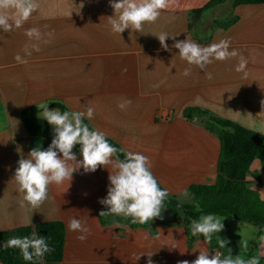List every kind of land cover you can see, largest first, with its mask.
Listing matches in <instances>:
<instances>
[{
    "label": "crops",
    "instance_id": "crops-1",
    "mask_svg": "<svg viewBox=\"0 0 264 264\" xmlns=\"http://www.w3.org/2000/svg\"><path fill=\"white\" fill-rule=\"evenodd\" d=\"M208 1L169 0L158 19L145 23L141 32L125 29L119 34L108 24V16L114 14L109 0H36L37 9L21 27L0 31V230L63 221L61 264H147V252L153 253V264H179L196 259L200 249L209 251V256L213 253L215 248L202 234L189 244L181 218L165 224L156 217L147 227H132L115 215H104L103 221L100 212L106 206L99 200L106 196L109 183L104 166L87 173L81 168L62 184L50 185L48 199L38 209L23 202L13 178L17 161L31 150L22 110L58 102L65 110L93 107L94 118L86 121L124 149L147 156L169 195L191 201L190 195H179L183 189L213 183L220 140L201 118L187 119L183 111L201 106L264 133L260 113L264 110V2L233 7L232 0H226L205 11L190 28L191 10ZM226 3L237 20L227 28L212 29L213 20L223 18ZM32 27L41 31L42 40L30 41L25 35ZM161 32L174 36L166 39L170 50L161 47L155 35ZM185 38L201 46L229 40V50L236 49L248 59L247 75L235 71L239 57L214 60L204 70L188 65L172 46L174 40ZM33 44L39 51L33 50ZM26 47L31 55L26 56L27 63H18L14 57H25ZM186 67L191 68L188 76L183 75ZM124 101L130 103L121 110L117 105ZM251 172L258 176H247L251 187L264 200V167L259 158L252 162ZM162 212L168 214L165 208ZM73 216L87 221V239L78 240L77 233L68 230ZM228 219L222 221L223 231L259 246L255 238L264 227L256 225L246 236ZM258 253L264 256L260 249Z\"/></svg>",
    "mask_w": 264,
    "mask_h": 264
},
{
    "label": "clouds",
    "instance_id": "clouds-1",
    "mask_svg": "<svg viewBox=\"0 0 264 264\" xmlns=\"http://www.w3.org/2000/svg\"><path fill=\"white\" fill-rule=\"evenodd\" d=\"M114 9V14L108 16V24L113 33L121 34L125 29L142 31L145 23H154L161 14V10L169 6V0H109ZM36 0H0V31L9 32L19 28L29 19L37 9ZM25 35L29 40H42L43 34L36 28H28ZM51 37V33L47 34ZM162 48L169 49L166 43L168 37H174L166 32L155 34ZM47 42V41H45ZM179 50V57L188 65H195L201 70L214 60L223 61L229 57H239L235 71L247 75L246 66L248 59L236 49H230V41L227 39L201 46L199 43L185 38L174 40L172 45ZM33 50L39 51L38 45H32ZM31 52L25 49V57L17 54L14 59L18 63H27L26 56ZM191 73V68L186 67L184 76ZM207 77L212 78V73L207 72ZM130 101H124L117 106L124 110ZM48 105V104H47ZM45 105L39 116L54 126L53 137L47 148L34 147L27 157L21 155L17 161L18 167L14 171L18 188L23 193V202H27L33 209H38L48 199L49 186L60 185L65 180L72 178L73 173L83 168L85 173L94 172L98 167L104 166L108 171V186L105 197L100 198L99 203L106 206L101 215L121 216L130 218L136 224H145L153 218L161 217L164 201L168 198L169 192L162 188L158 178L154 175L151 163L147 156L138 151L124 148H117L113 145L105 132L90 127L85 121L92 120L95 109L85 106L81 110L49 109ZM264 108V100H261ZM264 114V110L260 112ZM79 145L78 152L81 159H77V152L73 151L74 146ZM118 153H122V158ZM181 197L187 198L189 193L183 189ZM162 218V217H161ZM223 219L212 213L201 214L190 224V231L193 236L203 235L205 241H210L212 235L220 233L224 228ZM69 231L77 233L78 240H85L90 234V228L86 220L73 216L67 222ZM258 249L264 254V234L256 238ZM221 248L225 247L227 241L219 239ZM247 241H245V247ZM3 248L19 249L20 255L25 261L32 262L34 259H42L45 253L52 251L46 238L38 235L33 230L29 235L12 236L0 243ZM175 248L176 245H171ZM196 248H193L195 251ZM153 254V253H152ZM147 252L149 260L147 264H153ZM139 258V257H138ZM179 264H260L259 256L245 258L239 254L233 256H220L218 254L209 256V251L201 250L196 259L191 262L185 260Z\"/></svg>",
    "mask_w": 264,
    "mask_h": 264
},
{
    "label": "trees",
    "instance_id": "trees-1",
    "mask_svg": "<svg viewBox=\"0 0 264 264\" xmlns=\"http://www.w3.org/2000/svg\"><path fill=\"white\" fill-rule=\"evenodd\" d=\"M225 1L210 0L203 6L191 10L189 27L192 28L194 24H197L205 11ZM262 2L264 0H232V6ZM237 18L236 15L231 14L226 19H214L212 29L227 28ZM55 105L60 106L63 111L65 110L61 103L56 102L51 106ZM39 110L40 108L37 106L30 105L25 107L21 113L22 123L30 135V149L42 146L47 148L53 137L49 124L37 117L36 114ZM183 114L185 118L190 120L196 117L201 118L203 125L218 136L220 152L216 165V178L213 183H194L190 185L188 193L191 201H184L176 196L169 195L164 201V207L168 214L165 215L162 212V218H157L165 224H170L169 219L181 218L182 226L185 227L188 234L189 244L196 238L190 231L191 221L198 219L201 214L212 213L237 218L261 228L264 227V200L260 197L259 192L251 187V182L247 178L249 174L258 177L256 173L251 172V164L256 158L261 160L264 167V133L250 129L201 106H187L184 108ZM89 126L92 127L90 124ZM108 139L118 149L123 148L116 140L110 137ZM78 148L79 145L74 146L73 151L79 153ZM118 155L122 158L123 154L118 153ZM101 219L104 221V215H101ZM120 220L132 227L148 226V222L134 224L130 218L120 217ZM33 230L38 235L46 238L52 251L45 253L42 259H34V261L29 262L23 260L19 249L0 247V262L2 264H61L65 244V225L61 220L0 230V243L12 236L29 235ZM263 233L260 230L257 237ZM219 239L227 241L225 247L221 248L219 246ZM245 241H247L246 247ZM209 244L211 248L222 250L223 256L229 253L233 256L239 254L245 258L255 255L260 257V264H264V256L259 255L257 244L236 233H227L221 230L220 233L212 235Z\"/></svg>",
    "mask_w": 264,
    "mask_h": 264
},
{
    "label": "rangeland",
    "instance_id": "rangeland-1",
    "mask_svg": "<svg viewBox=\"0 0 264 264\" xmlns=\"http://www.w3.org/2000/svg\"><path fill=\"white\" fill-rule=\"evenodd\" d=\"M225 7V12L222 14L223 19L228 18L229 16H231L230 14V8L231 6L229 5V3H226V5H224ZM218 217H220L223 220H229L228 217H223L220 215H216ZM231 218V217H230ZM231 220H234L233 222H236L235 224H238V227H236L237 231L243 235L249 236L251 235V232L256 230V225L248 223L246 221L237 219V218H231ZM256 239V238H255ZM254 242V241H253Z\"/></svg>",
    "mask_w": 264,
    "mask_h": 264
},
{
    "label": "water",
    "instance_id": "water-1",
    "mask_svg": "<svg viewBox=\"0 0 264 264\" xmlns=\"http://www.w3.org/2000/svg\"><path fill=\"white\" fill-rule=\"evenodd\" d=\"M48 108L49 109H59L61 112H63V109L60 107V106H57V105H55V106H48ZM42 111V108L37 112V117H39L40 118V116H39V114H40V112ZM46 121V120H45ZM47 122V121H46ZM48 123V122H47ZM49 124V123H48ZM49 127H50V130H51V132L53 133V129H54V126L53 125H51V124H49Z\"/></svg>",
    "mask_w": 264,
    "mask_h": 264
},
{
    "label": "built area",
    "instance_id": "built-area-1",
    "mask_svg": "<svg viewBox=\"0 0 264 264\" xmlns=\"http://www.w3.org/2000/svg\"><path fill=\"white\" fill-rule=\"evenodd\" d=\"M215 252H216V254H218V255H220V256H223V252H222V250H220L219 248H215L214 251H213V253L210 255V257H211L212 255H214Z\"/></svg>",
    "mask_w": 264,
    "mask_h": 264
}]
</instances>
